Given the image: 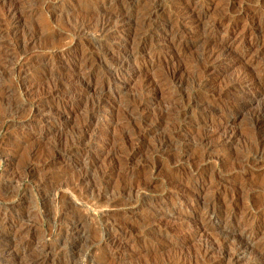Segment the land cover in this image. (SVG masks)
Masks as SVG:
<instances>
[{"label": "rangeland", "instance_id": "rangeland-1", "mask_svg": "<svg viewBox=\"0 0 264 264\" xmlns=\"http://www.w3.org/2000/svg\"><path fill=\"white\" fill-rule=\"evenodd\" d=\"M107 1L108 0H36L27 5L29 11L27 6H24V10L29 13L19 21L21 23L10 21L6 16L7 7L0 4V53L2 52L0 54V57L2 56L0 59V65H2V67H0V230H3L2 232L5 233L8 232L7 234L18 233V239L21 241L23 240V242L27 243L29 246L27 250L28 257L32 255L35 256L38 252H49L50 255L46 259L45 264H68L71 255L74 257V259L72 258L73 261L71 264H177L176 261L178 258V264H201V262L202 264H254L256 256L251 255L250 252L244 254L239 261L233 260V255L238 248L237 243L242 240H248L246 242L252 243L251 245L253 246H256V244L260 246L264 245V199L259 204L261 206L255 209L253 212L254 214L248 215L244 213V210L251 205L250 194H264V157L253 163H250L251 161L249 160L251 155L249 153V146L251 144L250 142L253 141L252 138L254 135L251 131L250 119L254 114H264L263 97H261V100L257 98L255 102L250 103L242 111H229V116H224L222 112L208 114L206 120L209 121V124L211 123L210 121H213V123L209 125V128H205L204 130L207 129L211 131V133H214L226 125L225 127H227L228 131L235 130L238 133L236 135L237 137L235 136L231 142L222 146L218 145L219 142L216 138H213L216 142L214 141L213 143V140L209 142V171L208 169L204 171L202 169H197L203 163L194 162L195 150L193 149L192 151V149L188 147L191 142L190 136H194L195 127L193 123L190 124L189 122L194 120L196 116H200V112L194 108V110L191 109L188 113L189 116L187 115L189 119H191L189 120L187 118V121H184L182 124L183 127L180 130L177 129V131L174 127L179 120L178 112H174V110L166 104L174 94L170 91L160 99H155L153 101L145 87V84H147L145 82L153 79V77L155 80H158L162 75H166L170 73V71L183 69L179 75L182 81H184L183 90L185 91L186 89L185 93L195 96L198 90L200 94L198 95V99L202 96L213 98L214 94L225 88L226 84L232 78H235L246 70H252L253 74L261 79L262 83L260 85V90L264 93V30L257 37L251 35V33H247L251 27L256 28L257 25L264 26V8H261L264 7V1H260L262 2L261 5L257 4L254 6L256 3L252 1L255 0H235V2L234 0H228L233 1L234 6L231 10L225 11L226 3H228L227 0H191L190 7L198 11L203 17V25L201 24L202 26L200 27L205 28V31H207L206 34L201 31V34H197L193 31H191L192 33L186 34L185 38L191 41V45L187 50L179 52L174 48H170L169 44H167H171L174 40L173 37H171L172 35H169V32H167V34L163 36L164 33L162 32L164 31L160 28L158 29L160 32L156 31L154 24L151 23L152 25H148V28L146 27L147 29L145 30L153 34L154 38L152 40L155 44L154 47L156 48V46H158L157 48L161 49L160 54L153 57L151 55L153 46L147 44L148 46L146 45L144 49L139 52L140 54L138 53V55H135L136 57L130 56L128 58L127 62L123 64L125 67L119 65L118 62L116 64V60H114L116 55H125L120 45L125 42H131L133 39L135 40L141 35H144L142 34L144 30L139 29L136 32L138 28L133 27L134 29L132 28L127 31V28L123 26L124 24L120 20L112 21L105 26V29L101 27L104 23V5L106 6ZM162 5L164 9L159 13L160 17L158 16V18H156L157 20L160 19L157 22L173 14V5L172 3L170 4L169 0H163ZM32 10L33 13L31 12ZM182 16L183 14H178L176 16V18L179 17L175 22L176 28L185 30L187 29L186 26L194 24L193 21L189 19L184 20L186 17ZM214 16H216V18ZM213 18L219 19V22L212 30L213 26L212 24L210 25V22L212 23L214 20ZM205 23L206 26L208 25L207 27H204ZM83 25H85L86 28ZM21 31L23 33H21ZM34 32H38L36 37V39H38L36 40L34 38L35 40L33 39V41L30 42L28 37L34 34ZM105 35L109 36L105 37ZM211 36L213 38H211ZM208 37H210L217 46H227L228 51H224L223 53L224 55L228 53L227 55L231 58L229 56L223 58V62L212 69L207 78L205 77L202 79L196 76L192 71L200 66V62L196 60V54L198 55L201 49V45L199 44H202L203 40ZM160 38H163L164 41L159 42L158 40ZM259 45L261 47H259ZM194 47L198 49L197 52ZM3 53L5 55H3ZM193 53H195V55ZM77 55L87 58V63L79 70H77V62L74 60ZM193 55L195 59H191ZM3 56L5 57L3 58ZM109 58L110 60H108ZM135 59L137 60L133 61ZM17 61L21 62L20 66H18V70L12 71L8 69V66L11 65L12 62V64H14ZM94 61L96 63H94ZM45 66L46 68H44ZM19 71H28L30 80L28 78L25 81L22 77H19ZM10 72L12 73L10 74ZM38 72H43V74H39ZM50 72L57 73L58 75L60 73L61 76L63 75L62 82L68 87H63L61 91H57L59 92L58 94H56L57 92L51 94L52 79L48 76ZM190 72L192 75H190ZM81 77H86L90 81L84 85L85 87L75 85L76 83L74 84L76 79ZM197 78L199 80H197ZM71 80L73 82H71ZM17 82H19V85L16 84ZM44 82L46 84H44ZM202 84H204V86ZM233 90L235 93L232 90L228 93L222 101L221 108L227 106L225 109H229L234 105V99L242 94V89L240 88ZM9 92L10 94H8ZM30 102L32 104H30ZM34 103L36 104L34 105ZM122 106L127 107L123 108ZM16 107L18 109H16ZM129 107L130 109H128ZM90 108L93 109V111ZM164 109H168L169 111ZM182 109L183 108H180L179 111H182ZM31 110L34 111L32 112ZM125 110L126 112H124ZM131 110L134 111L132 112ZM137 114H139V116ZM160 115L162 118L168 119H163L161 124L164 121L165 123L162 125L159 124L158 126V118L161 117ZM66 116L69 117L67 118ZM92 118L94 120H92ZM133 121L134 124L132 123ZM228 121L229 125L227 124ZM143 124L147 125L143 126ZM134 125L137 127V130L133 127ZM231 125L233 126L232 128L230 127ZM87 128H91L92 130H88ZM262 128L264 129V122ZM143 129L147 131V135L139 139L138 136L136 137V133ZM83 131L88 136L87 138H89L90 135L97 138L94 137V142L92 141L90 143V147L86 144V140L84 144L83 141H79ZM91 131L93 132L91 133ZM123 133H127L126 135L130 136L128 144L122 143L121 136ZM249 133L252 134L250 135ZM114 134L116 136H114ZM164 136L166 138L174 137L173 142L176 144L172 142V145L175 150L170 148L161 153H157L159 142L165 139ZM111 143L114 144L112 145ZM56 146L58 148L61 147V151L62 148H64L62 151L63 154ZM76 146L77 148H75ZM151 146L154 149L151 148ZM166 152L167 154H165ZM173 152L180 153L177 156L179 160L174 159L172 156ZM171 159H173V161ZM223 159L229 161V166L231 165L230 168L229 166L224 167L222 165L223 162L221 161ZM22 161H24V163ZM244 161L247 163H243ZM152 162H157L158 167H155L156 165ZM194 164H198V167L197 165L194 167ZM236 165L238 166L235 168ZM200 167H202V165ZM109 169L112 170V173ZM153 169L154 172L152 171ZM235 169H239L243 173ZM104 170L106 173H110L106 174ZM91 171L94 174H92V176ZM19 172L20 176L17 175ZM245 176L246 178H244ZM45 177L51 178L54 181L56 180V182L44 184ZM93 179L96 180L93 181ZM75 180L83 181V183L86 184L83 186L87 187L85 189H89L82 191V193H74L71 187H67V184ZM96 181L97 183L95 184ZM62 182L64 184H62ZM93 183L95 185H93ZM176 183L178 184L175 185ZM124 185H126L128 189L127 187L125 188ZM129 187L132 188L130 189ZM62 191H65L64 196L60 195ZM125 191L128 194H126ZM244 191L246 193H244ZM189 192H192V194ZM247 192L251 193L247 194ZM133 194L134 196H132ZM101 195L104 196L102 197ZM96 196H98V198ZM70 198L76 199V204L79 202V204H77L79 211L82 215L85 214L86 218L88 217V222H86L83 227L84 230L82 229L81 234L77 235V239L79 240L76 241L77 246L72 253L63 250L62 245L63 239L66 237L64 228L67 225V222L64 220L63 211ZM208 198L211 200L209 201V218H207V211L203 204ZM213 201L216 203H213ZM84 203L86 206H84ZM216 209L217 211L225 210L231 211L232 213L228 216L221 213L222 216L211 218L212 211H216ZM2 214L5 216L3 217ZM89 219L91 223H89ZM200 220L205 221L201 223ZM222 230L226 233L230 232L231 238V244H229V242L227 246L230 250L227 249L228 252L225 251L223 253L224 255L221 254L219 245L223 240ZM82 234L84 235L82 236ZM41 237L42 239H40ZM45 238L49 239L45 240ZM212 239H215V241H212ZM211 242H214L215 249L209 250L208 254H204L206 244ZM35 245H37L36 248ZM218 245L219 247H217ZM113 247H115V249ZM114 253L116 255H114ZM230 254H232L231 257ZM92 256L94 257L93 259ZM54 259L56 261H54Z\"/></svg>", "mask_w": 264, "mask_h": 264}, {"label": "bare ground", "instance_id": "bare-ground-1", "mask_svg": "<svg viewBox=\"0 0 264 264\" xmlns=\"http://www.w3.org/2000/svg\"><path fill=\"white\" fill-rule=\"evenodd\" d=\"M35 2L36 0H0V4L2 5V6H5V7H7L6 8V16H7V18L10 20V21H13L14 23H18L19 21H21L22 19H23V17L26 15V14H28L27 13V11H25L24 10V6L26 5H28L29 3H31V2ZM38 1V0H37ZM73 1V0H72ZM78 1V0H77ZM85 1V0H84ZM90 1V0H89ZM170 1V4L172 3V5H173V14H171L172 16H169V17H167L166 15V17L167 18H165V19H162L160 22H157L158 20H160V19H156V18H158V16L160 15L159 13L160 12H162L163 11V5H162V2H163V0H108L107 1V4H106V6L104 5V10H103V12L105 13L104 15H103V24L101 25V27H103L104 29H105V26L106 25H108V24H110L112 21H116V20H120L124 25L123 26H125L126 28H127V31H129V30H131L133 27L134 28H138L137 30H136V32L140 29V30H144L143 32H142V34H144V35H141L140 37H138V38H136L135 40L133 39L131 42H125L124 44H122V45H120V48H121V50L123 51V52H125V55H122V56H118V55H116L115 56V59L114 60H116L115 62H116V64H117V62H118V64L119 65H123L125 62H127V60H128V58L130 57V56H135V55H138V53L142 50V49H144V47L147 45V44H150V45H152L153 46V48H152V53H151V55L153 56V57H155V56H158L159 54H160V52H161V49H159V48H157L158 46H156V48L154 47L155 46V44L153 43V34L152 33H150V32H148V30H145V29H147L148 27V25L149 26H151L152 24L151 23H153L154 24V26H155V30L156 31H158V32H160L158 29L160 28L161 30H163L164 32H162V33H164V35L163 36H165L166 34H167V32H169V35L171 34L172 36L171 37H173V41L171 42V44L170 43H167V44H169V47L170 48H174V49H176V50H178L179 52H183V51H185V50H187V48H189V46L191 45V41H188L186 38H185V35L186 34H188V33H192L191 31H193V32H196L197 34L198 33H200V31L201 32H203L204 34H206V32L207 31H205V28H202V27H200V26H202L203 24H202V15L198 12V11H195L194 9H192L191 7H190V1L191 0H169ZM212 1V0H211ZM228 1V0H227ZM252 1V0H251ZM260 1H264V0H255V1H252V2H255L256 4L254 5V6H256L257 4L258 5H261L262 4V2H260ZM76 2V1H75ZM100 2V1H99ZM200 2V1H199ZM234 2H235V0H234ZM42 3V2H41ZM40 3V4H41ZM78 3V2H77ZM80 3V2H79ZM83 3V2H82ZM100 3H102V2H100ZM167 3V2H166ZM193 3V2H192ZM223 3H224V1H223ZM248 3H250V2H248ZM86 4V3H85ZM105 4V3H104ZM254 4V3H253ZM78 5V4H77ZM91 5H92V3H91ZM89 6V5H88ZM102 6V5H101ZM234 6V3H233V1H228V3H226V6H225V11H229V10H231V8ZM4 7V8H5ZM103 7V6H102ZM101 7V8H102ZM167 7V6H166ZM195 7H196V5H195ZM27 8H28V6H27ZM79 8V7H78ZM97 8V7H96ZM200 8V7H199ZM207 8H208V6H207ZM210 8V7H209ZM243 8V7H242ZM261 8H264V7H261ZM26 9V8H25ZM34 9V8H33ZM76 9V8H75ZM84 9H85V7H84ZM234 9V8H233ZM254 9V8H253ZM259 9V8H258ZM27 10V9H26ZM77 10V9H76ZM75 10V11H76ZM83 10V9H82ZM97 10V9H96ZM241 10V9H240ZM243 10V9H242ZM249 10V9H248ZM28 11H29V8H28ZM74 11V12H75ZM94 11V10H93ZM99 11V10H98ZM224 11V10H223ZM246 11V10H245ZM253 11V10H252ZM32 13H33V10L31 11ZM30 12V13H31ZM80 12V11H79ZM82 12V11H81ZM91 12V11H90ZM172 12V11H171ZM240 12V11H239ZM242 12V11H241ZM257 12V11H256ZM76 13V12H75ZM83 13V12H82ZM101 13V12H100ZM202 13V12H201ZM207 13V12H206ZM222 13H224V12H222ZM229 13H232V12H229ZM243 13V12H242ZM253 13V12H252ZM255 13V12H254ZM35 14V13H34ZM84 14V13H83ZM89 14V13H88ZM91 14V13H90ZM103 14V13H102ZM162 14H164V13H162ZM178 14H183V16H185L186 18L184 19V20H187V19H189V20H191V21H193V23L194 24H192L191 26H186L187 27V29H185V30H182V28L181 29H179V28H176L175 27V22H176V19L177 18H179V17H177L176 18V16L178 15ZM31 15V14H30ZM101 15V14H100ZM205 15V14H204ZM229 15V14H228ZM90 16V15H89ZM97 16V15H96ZM182 16V17H183ZM226 16V15H225ZM98 17V16H97ZM160 17V16H159ZM215 18H216V16H214ZM227 17V16H226ZM255 17H256V15H255ZM77 18V17H76ZM82 18V17H81ZM84 18V17H83ZM91 18V17H90ZM71 19V18H70ZM214 19V18H213ZM223 19V18H222ZM250 19V18H249ZM261 19V18H260ZM263 19V18H262ZM94 20V19H93ZM181 20V19H180ZM247 20V19H246ZM256 20H258V19H256ZM1 21V20H0ZM84 21V20H83ZM190 21V22H191ZM204 21V20H203ZM264 21V20H263ZM218 22H219V19H214L213 21H212V23L210 22V25L212 24V30L218 25ZM250 22V21H249ZM3 23V22H2ZM19 23H21V22H19ZM66 23V22H65ZM255 23V22H254ZM257 23H258V21H257ZM13 24V23H12ZM67 24V23H66ZM73 24V23H72ZM202 24V25H201ZM246 24V23H245ZM4 25V24H3ZM68 25V24H67ZM66 25V26H67ZM71 25V24H70ZM74 25V24H73ZM81 25H82V23H81ZM186 25V24H185ZM16 26V25H15ZM84 27H85V25H83ZM95 26V25H94ZM206 26V23H205V25H204V27ZM208 26V25H207ZM206 26V27H207ZM233 26V25H232ZM4 27V26H3ZM36 27V26H35ZM38 27V26H37ZM70 27H73V26H70ZM81 27V26H80ZM147 27V28H146ZM177 27H179V26H177ZM210 27V26H209ZM221 27V26H220ZM44 28H45V26H44ZM86 28V27H85ZM88 28V27H87ZM119 28V27H118ZM125 28V29H126ZM133 28V29H134ZM152 28V27H151ZM200 28V29H199ZM26 29V28H25ZM36 29V28H35ZM38 29H40V28H38ZM91 29V28H90ZM116 29V28H115ZM153 29V28H152ZM220 29V28H219ZM244 29V28H243ZM250 30H248L247 31V33H251V35H253V36H258L260 33H262V31L264 30V26H261V25H257V27L255 28H253V27H251V28H249ZM8 30V29H7ZM79 30V29H78ZM117 30V29H116ZM25 31V30H24ZM26 31H28V30H26ZM32 31V30H31ZM36 31V30H35ZM38 31V30H37ZM75 31H77V30H75ZM124 31V30H123ZM150 31V30H149ZM208 31H209V29H208ZM17 32V31H16ZM20 32V31H19ZM18 32V33H19ZM42 32V31H41ZM83 32V31H82ZM118 32V31H117ZM126 32V31H125ZM153 32V31H152ZM212 32V31H211ZM21 33H23L22 31H21ZM32 33V32H31ZM40 33V32H39ZM72 33V32H71ZM76 33V32H75ZM80 33V32H79ZM101 33V32H100ZM106 33V32H105ZM157 33V32H156ZM264 33V32H263ZM14 34V33H13ZM112 34V33H111ZM126 34V33H125ZM136 34V33H135ZM194 34V33H193ZM197 34H196V36H197ZM201 34V33H200ZM22 35V34H21ZM24 35V34H23ZM37 35H38V32H34V34H32L30 37H28L29 39V41L30 42H32L33 41V39L35 38L36 39V37H37ZM40 35V34H39ZM44 35V34H43ZM45 35H46V33H45ZM78 35V34H77ZM93 35V34H92ZM110 35V34H109ZM108 35V36H109ZM155 35V34H154ZM243 35V34H242ZM17 36H18V34H17ZM49 36V35H48ZM53 36V35H52ZM55 36V35H54ZM91 36V35H90ZM108 36H106L105 35V37H108ZM155 36H157V35H155ZM245 36V35H244ZM79 37V36H78ZM127 37V36H126ZM133 37V36H132ZM170 37V36H169ZM206 37V36H205ZM75 38V37H74ZM159 38V37H158ZM197 38V37H196ZM199 38V37H198ZM211 38H213L212 36H211ZM210 37H208V38H205V40H203V43L202 44H199V45H201V49H200V53L197 55L196 54V60L197 61H199L200 62V66L199 67H197V65H196V67L197 68H195L192 72L194 73V74H196V76H198V77H201L202 79L203 78H207L208 77V75H209V73L211 72V70L212 69H214L218 64H221V62H223V58H227L229 55H227L228 53H226L225 55H224V51H228V48H227V46H224V45H222V46H217V45H215V43H213V40L211 39ZM12 39V38H11ZM34 39V40H35ZM38 39V38H37ZM36 39V40H37ZM45 39V38H44ZM50 39V38H49ZM53 39V38H52ZM80 39V38H79ZM156 39V38H155ZM20 40V39H19ZM171 40V39H170ZM202 40V39H201ZM200 40V41H201ZM242 40V39H241ZM51 41V40H50ZM159 42H163L164 41V39L163 38H160L159 40H158ZM168 41V40H167ZM177 41V42H176ZM20 42H23V41H20ZM166 42V41H165ZM169 42V41H168ZM92 43V42H91ZM193 43V42H192ZM199 43V42H198ZM13 44V43H12ZM33 44V43H32ZM31 44V45H32ZM257 44V43H256ZM263 44V43H262ZM86 45V44H85ZM84 45V46H85ZM94 45V44H93ZM111 45V44H110ZM109 45V46H110ZM119 45V44H118ZM166 45V44H165ZM23 46V45H22ZM148 46V45H147ZM163 46V45H162ZM24 47V46H23ZM112 47V46H111ZM116 47V46H115ZM114 47V48H115ZM259 47H261L260 45H259ZM25 48V47H24ZM84 48V47H83ZM92 48V47H91ZM104 48H105V46H104ZM117 48V47H116ZM166 48V47H165ZM164 48V49H165ZM192 48V47H191ZM196 48H197V46H196ZM2 49V48H1ZM85 49V48H84ZM94 49H95V47H94ZM193 49V48H192ZM194 49H195V47H194ZM30 50V49H29ZM115 50V49H114ZM117 50V49H116ZM120 50V51H121ZM197 50L198 49H195V51L197 52ZM2 51V50H1ZM75 51V50H74ZM80 51H82V50H80ZM93 51V50H92ZM107 51V50H106ZM110 51H112V50H110ZM172 51H174V50H172ZM57 52V51H56ZM67 52V51H66ZM84 52V51H83ZM94 52H96V51H94ZM2 53V52H1ZM0 53V54H1ZM28 53V52H27ZM50 53V52H49ZM77 53V52H76ZM86 53V52H85ZM88 53V52H87ZM117 53V52H116ZM119 53V52H118ZM178 53V52H177ZM70 54V53H69ZM81 54V53H80ZM100 54V53H99ZM124 54V53H123ZM140 54V53H139ZM194 55H195V53H193ZM231 54V53H230ZM3 55H5L4 53H3ZM91 55V54H90ZM101 55V54H100ZM148 55H150V54H148ZM193 55V58H191V59H195L194 56ZM89 56V55H88ZM103 56V55H102ZM126 56H128V57H126ZM2 57V56H1ZM1 57H0V59H1ZM5 56H3V58H4ZM22 57V56H21ZM87 57V56H86ZM94 57V56H93ZM136 57V56H135ZM139 57V56H138ZM230 57V56H229ZM9 58V57H8ZM95 58H97V57H95ZM157 58V57H156ZM155 58V59H156ZM231 58V57H230ZM94 59V58H93ZM134 59V58H133ZM141 59V58H140ZM7 60V59H6ZM11 60V59H10ZM73 60V59H72ZM74 60H76V62H77V64H76V66H77V70H79L80 68H82L86 63H87V58H85L84 56L82 57L81 55L80 56H75V58H74ZM108 60H110V58L108 59ZM113 60V59H112ZM137 59H135V60H133V61H136ZM150 60V59H149ZM154 60V59H153ZM2 61V60H1ZM5 61V60H4ZM23 61V60H22ZM46 61V60H45ZM195 61V60H194ZM40 62V61H39ZM43 62V61H42ZM74 62V61H73ZM100 62V61H99ZM113 62V61H112ZM129 62V61H128ZM190 62V61H189ZM11 63V62H10ZM13 63V62H12ZM11 63V65H9L8 66V69H10V70H12V71H16V70H18V66H20V63L21 62H19V61H17L16 63H14V64H12ZM94 63H96L95 61H94ZM2 64H6V63H2ZM48 64V63H47ZM103 64V63H102ZM104 64H108V63H104ZM110 64V63H109ZM22 65V64H21ZM38 65V64H37ZM73 66V65H72ZM93 66V65H92ZM124 66V65H123ZM127 66V65H126ZM152 66V65H151ZM150 66V67H151ZM220 66V65H219ZM0 67H2V65H0ZM3 67H5V66H3ZM6 67H7V65H6ZM5 67V68H6ZM43 67V66H42ZM75 67V66H74ZM90 67V66H89ZM109 67V66H108ZM125 67V66H124ZM186 67V66H185ZM189 67H190V65H189ZM33 68H35V67H33ZM44 68H46V66L44 67ZM188 68V67H187ZM43 69V68H42ZM42 69H41V71H42ZM73 69V68H72ZM84 69V68H83ZM88 69V68H87ZM119 69V68H118ZM151 69V68H150ZM192 69V68H191ZM249 69V68H248ZM4 70V69H3ZM7 70V69H6ZM34 70V69H33ZM47 70H49V69H47ZM60 70V69H59ZM183 70V69H182ZM181 69H178L177 71H170V73H168V74H166V75H162V77L161 78H159L158 80H155L154 79V77H153V79H151V80H149L148 82L146 81L145 83H147V84H145L146 86V88H147V91H148V93L151 95V97L150 98H152V100L154 101L155 99H160L161 97H163L164 95H166L168 92H170V91H172V93L174 94V96L173 97H171L170 98V101H168L166 104H167V106L168 107H170L172 110H174V112L176 111V112H178V118H179V120H178V122H177V124H176V126L174 127V129H178V130H180L183 126H182V124L184 123V121H187L186 119L188 118L189 119V115H188V113H189V111L191 110V109H196V110H198L199 112H200V116H196V118H194V120H192V121H190L189 123L191 124V123H193L194 124V136L193 137H191L190 136V138H191V142H190V144L188 145V147H189V149H192V151H193V149L195 150V158H194V162H196V163H203V164H201L202 165V167H198V164H194L193 166L195 167V165H197V169L198 170H200V169H202V170H204V171H206L207 169H208V171H209V142L210 141H212L213 140V138H216L217 139V141L219 142V144L218 145H225V144H227L228 142H231L234 138H235V136L237 135V131H235V130H232V131H228L227 130V127H225L226 125H224V127H222L221 129H219V130H217L216 132H214V133H211V131H208L207 129V131L206 130H204L205 128H209V125H211V123H213V121H210L211 123L209 124V121H207L206 120V117L208 116V114L209 113H217V112H222V113H224V116H229L228 114H229V111H242L246 106H248L250 103H253V102H255L256 100H257V98H259V100H261V97H263L262 98V100H264V93L263 92H261V90H260V85H261V79H259L258 77H256L255 76V74H253V72H252V70L250 71V70H246V71H244L243 73H240V75H238V76H236L235 78H232L227 84H226V86H225V88H223V89H221L218 93H216V94H214V97L213 98H208V97H199V99H198V95H200L199 94V91L197 90L196 91V94H195V96L193 95V94H187V93H185V91H186V89H185V91L183 90V87H184V81H182V79H181V77H180V72L182 71ZM189 70V69H188ZM36 71V70H35ZM51 71V70H50ZM67 71V70H66ZM263 71V70H262ZM47 72V71H46ZM57 72V71H56ZM106 72V71H105ZM12 72H10V74H11ZM35 73H37V72H35ZM39 73V72H38ZM41 74H43V72H40ZM39 73V74H40ZM79 73V72H78ZM110 73V72H109ZM191 73V72H190ZM9 74V75H10ZM14 74V73H13ZM12 74V75H13ZM16 74V73H15ZM76 74V73H75ZM81 74H82V70H81ZM111 74V73H110ZM124 74V73H123ZM188 74V73H187ZM4 75V74H3ZM2 75V76H3ZM8 75V76H9ZM28 75H29V72L27 71V72H18V76L19 77H22L25 81H26V79H28L29 77H28ZM73 75V74H72ZM107 75V74H106ZM190 75H192V73L190 74ZM1 76V77H2ZM48 76L52 79V91H51V94H53V93H55V92H57V91H61L62 90V88L63 87H65V88H67L68 86H65L64 84H63V82H62V77H63V75L61 76L60 75V73H59V75L57 74V73H54V72H50L49 74H48ZM67 76V75H66ZM75 76V75H74ZM114 76H116V75H114ZM182 76V75H181ZM16 77V76H15ZM34 77V76H33ZM47 77V76H46ZM71 77H73V76H71ZM78 77V76H77ZM124 77H125V75H124ZM138 77V76H137ZM189 77V76H188ZM44 78H45V76H44ZM49 78V79H50ZM66 78V77H65ZM69 78V77H68ZM74 78V77H73ZM109 78V77H108ZM127 78V77H126ZM193 78V77H192ZM42 79V78H41ZM71 79V78H70ZM112 79V78H111ZM150 79V78H149ZM29 80H30V78H29ZM38 80V79H37ZM64 80V79H63ZM73 80V79H72ZM71 80V82H73ZM147 80V79H146ZM188 80H190V79H188ZM197 80H199L198 78H197ZM18 81V80H17ZM88 78H84V77H81V78H78V79H76V81L74 82V84L75 85H78V86H84V85H86L87 83H88ZM124 81V80H123ZM90 82V81H89ZM110 82V81H109ZM121 82V81H120ZM186 82V81H185ZM200 82V81H199ZM198 82V83H199ZM203 82V81H202ZM19 82H17L16 84H18ZM24 83H26V82H24ZM40 83V82H39ZM65 83V82H64ZM67 83V82H66ZM197 83V82H196ZM44 84H46L45 82H44ZM19 85V84H18ZM69 85V84H68ZM123 85V84H122ZM186 85V84H185ZM188 85V84H187ZM200 85V84H199ZM203 86H204V84H202ZM225 85V84H224ZM2 86V85H1ZM44 86V85H43ZM47 86V85H46ZM107 86V85H106ZM110 86V85H109ZM7 87V86H6ZM13 87V86H12ZM23 87H25V86H23ZM74 87V86H73ZM85 87V86H84ZM210 87V86H209ZM15 88V87H14ZM17 88V87H16ZM22 88V87H21ZM215 88V87H214ZM237 88H240V89H242L241 90V92H242V94L238 97L237 96V98H235L234 99V97H233V99H234V102H233V106L232 107H230L229 109L227 108V109H225L224 107L223 108H221V105H222V101L225 99V97L228 95V93L232 90V91H234L233 89H237ZM9 89V88H8ZM18 89H19V87H18ZM23 89V88H22ZM47 89V88H46ZM69 89V88H68ZM78 89V88H77ZM103 89V88H102ZM110 89V88H109ZM198 89V88H197ZM3 90V89H2ZM24 90H26V89H24ZM41 90V89H40ZM112 90V89H111ZM146 90V89H145ZM193 90H195V89H193ZM205 90V89H204ZM208 90V89H207ZM1 91V90H0ZM10 91V90H9ZM18 91V90H17ZM65 91H66V89H65ZM64 91V92H65ZM202 91V90H201ZM19 92V91H18ZM106 92H108V91H106ZM145 92V91H144ZM215 92V91H214ZM14 93V92H13ZM22 93V92H21ZM46 93H47V90H46ZM45 93V94H46ZM59 92H57L56 94H58ZM61 93V92H60ZM234 93H235V91H234ZM4 94V93H3ZM6 94V93H5ZM8 94H10V92L8 93ZM29 94V93H28ZM55 94V95H56ZM109 94V93H108ZM171 94V93H170ZM172 94V95H173ZM49 95V94H48ZM54 95V96H55ZM110 95V94H109ZM29 96V95H28ZM58 96V95H57ZM168 96H169V94H168ZM235 96V95H234ZM7 97V96H6ZM9 97V96H8ZM231 97V96H230ZM236 97V96H235ZM13 98V97H12ZM15 98V97H14ZM131 98V97H130ZM144 98H146V97H144ZM7 99V98H6ZM51 99H53V98H51ZM102 99V98H101ZM163 99V98H162ZM5 100V99H4ZM11 100V99H10ZM127 100V99H126ZM1 101H2V98H1ZM12 101V100H11ZM97 101V100H96ZM100 101V100H99ZM105 101V100H104ZM140 101V100H139ZM144 101V100H143ZM232 101V100H231ZM6 102H7V100H6ZM134 102V101H133ZM146 102H147V100H146ZM8 103V102H7ZM14 103V102H13ZM12 103V104H13ZM100 103V102H99ZM136 103V102H135ZM163 103V102H162ZM164 103H165V101H164ZM263 103V102H262ZM17 104V103H16ZM19 104V103H18ZM30 104H32L31 102H30ZM36 103H34V105H35ZM101 104V103H100ZM131 104V103H130ZM257 104V103H256ZM14 105V104H13ZM77 105V104H76ZM139 105V104H138ZM24 106V105H23ZM22 106V107H23ZM32 106V105H31ZM30 106V107H31ZM99 106V105H98ZM140 106V105H139ZM231 106V105H230ZM21 107V106H20ZM27 107V106H26ZM35 107V106H34ZM77 107V106H76ZM88 107V106H87ZM95 107V106H94ZM123 107V106H122ZM124 107H127V106H124ZM123 107V108H124ZM137 107V106H136ZM165 107V106H164ZM260 107V106H259ZM25 108V107H24ZM32 108V107H31ZM98 108V107H97ZM104 108V107H103ZM139 108V107H138ZM142 108V107H141ZM180 108H183L182 109V111H179L180 110ZM13 109H14V107H13ZM16 109H18L17 107H16ZM15 109V110H16ZM20 109V108H19ZM91 109V108H90ZM96 109V108H95ZM102 109V108H101ZM128 109H130V107L128 108ZM145 109V108H144ZM193 109V110H194ZM92 111H93V109H91ZM122 110V109H121ZM164 110H168V109H164ZM262 110V109H261ZM9 111V110H8ZM17 111V110H16ZM19 111V110H18ZM21 111H22V109H21ZM32 111V110H31ZM34 111V110H33ZM32 111V112H33ZM52 111V110H51ZM96 111H97V109H96ZM132 111V110H131ZM134 111V110H133ZM132 111V112H133ZM139 111V110H138ZM158 111V110H157ZM169 111V110H168ZM167 111V112H168ZM258 111V110H257ZM263 111H264V109H263ZM58 112V111H57ZM89 112V111H88ZM124 112H126V110L124 111ZM166 112V113H167ZM262 112V111H261ZM7 113V112H6ZM8 113H10V112H8ZM21 113H23V112H21ZM92 113V112H91ZM129 113H130V111H129ZM15 114V113H14ZM61 114V113H60ZM100 114V113H99ZM123 114V113H122ZM160 114V113H159ZM169 114H172V113H169ZM168 114V115H169ZM8 115V114H7ZM90 115V114H89ZM138 116H139V114H137ZM141 115V114H140ZM149 115V114H148ZM163 115V114H162ZM173 115V114H172ZM171 115V116H172ZM188 115V116H187ZM199 115V114H198ZM15 116V115H14ZM40 116V115H39ZM42 116H44V115H42ZM41 116V117H42ZM63 116V115H62ZM122 116V115H121ZM126 116H127V113H126ZM133 116V115H132ZM159 116V115H158ZM161 116V115H160ZM164 116V115H163ZM263 116H264V114L262 115V114H254V115H252V118L250 119V122H251V131L254 133V135H253V141L252 142H250L251 144H250V146H249V153L251 154L250 155V158H249V160L251 161L250 163H253V162H256V161H258L259 159H261V158H263L264 157V129L262 128V124H263V122H264V120H263ZM16 117V116H15ZM67 118L69 117V116H66ZM128 117V116H127ZM149 117V116H148ZM157 117V116H156ZM166 117V116H165ZM251 117V116H250ZM1 118V117H0ZM46 118V117H45ZM86 118V117H85ZM142 118V117H141ZM146 118V117H145ZM154 118V117H153ZM209 118V117H208ZM211 118V117H210ZM15 119V118H14ZM31 119V118H30ZM59 119V118H58ZM126 119V118H125ZM131 119H132V117H131ZM140 119V118H139ZM144 119V118H143ZM148 119V118H147ZM150 119V118H149ZM163 119L164 118H162V116L161 117H159L158 118V126H159V124H161V122L163 121ZM165 119H168V118H165ZM164 119V120H165ZM171 119V118H170ZM191 119V118H190ZM189 119V120H190ZM2 120V119H1ZM9 120V119H8ZM7 120V121H8ZM64 120V119H63ZM67 120V119H66ZM92 120H94L93 118H92ZM141 120V119H140ZM145 120V119H144ZM156 120V119H155ZM154 120V121H155ZM188 120V121H189ZM214 120V119H213ZM248 120V119H247ZM10 121H11V119H10ZM14 121V120H13ZM17 121V120H16ZM100 121V120H99ZM147 121H149V120H147ZM153 121V120H152ZM249 121V120H248ZM18 122V121H17ZM140 122V121H139ZM142 122V121H141ZM146 122V121H145ZM156 122V121H155ZM7 123H9V122H7ZM11 123V122H10ZM32 123V122H31ZM133 124H134V121L132 122ZM163 123H165V121L163 122ZM162 123V124H163ZM231 123V122H230ZM6 124V123H5ZM4 124V125H5ZM60 124V123H59ZM97 124V123H96ZM129 124V123H128ZM150 124H152V123H150ZM161 124V125H162ZM215 124V123H214ZM227 124L229 125V121L227 122ZM3 125V126H4ZM83 125V124H82ZM86 125V124H85ZM88 125V124H87ZM90 125V124H89ZM126 125V124H125ZM144 125H147V124H143V126ZM156 125V126H157ZM233 125V124H232ZM230 126L231 128L233 127V126ZM129 126V125H128ZM171 126V125H170ZM174 126V125H173ZM189 126H191V125H189ZM94 127V126H93ZM121 127V126H120ZM124 127H126V126H124ZM133 127H135V125L133 126ZM146 127V126H145ZM217 127V126H216ZM219 127V126H218ZM229 127V126H228ZM13 128V127H12ZM82 128V127H81ZM96 128V127H95ZM117 128V127H116ZM123 128V127H122ZM136 128V130H137V127H135ZM144 128V127H143ZM152 128V127H151ZM166 128V127H165ZM186 128V127H185ZM210 128H211V126H210ZM88 130H90L89 128H87ZM99 129V128H98ZM187 129V128H186ZM189 129V128H188ZM190 129H192V128H190ZM80 130V129H79ZM92 130V129H91ZM94 130V129H93ZM153 130V129H152ZM165 130V129H164ZM177 130V131H178ZM250 130V129H249ZM95 131V130H94ZM139 131V130H138ZM190 131V130H189ZM79 132V131H78ZM90 132V131H89ZM93 131H91V133H92ZM147 131L145 130V129H143L142 131H140V132H137L136 133V137L138 136L139 137V139H141L142 137H144L145 135H147V133H146ZM80 133V132H79ZM175 133V132H174ZM182 133V132H181ZM185 133V132H184ZM88 134V133H87ZM95 134V133H94ZM113 134V133H112ZM127 134V133H126ZM125 133H123L122 134V136H121V140H122V143L123 144H128V142H129V140H130V136L129 135H126ZM130 134V133H129ZM188 134V133H187ZM250 134V133H249ZM252 134V133H251ZM250 134V135H251ZM118 135V134H117ZM135 135V134H134ZM174 135V134H173ZM96 136H98V135H96ZM114 136H116L115 134H114ZM179 136V135H178ZM88 136L85 134V132L83 131L82 132V135L80 136V138H79V141L81 142V141H83V144H84V141L86 140V144L90 147L91 145H90V143L94 140V137L95 136H92V135H90V137L89 138H87ZM118 137V136H117ZM116 137V138H117ZM165 137V136H164ZM180 137V136H179ZM237 137V136H236ZM76 138V137H75ZM96 138V137H95ZM115 138V137H114ZM135 138V137H134ZM174 138V137H173ZM173 138H166L165 137V139H163L161 142H159L160 144H159V146H158V148H157V153H161V152H163V151H166L167 149H174V146L172 145V142H173ZM176 138V137H175ZM250 138V137H249ZM97 139V138H96ZM95 139V140H96ZM118 139V138H117ZM138 139V138H137ZM137 139H135V140H137ZM139 139H138V141H139ZM145 140V139H144ZM143 140V141H144ZM78 141V142H79ZM181 141V140H180ZM214 141L215 140H213V143H214ZM79 142V143H80ZM94 142V141H93ZM141 142V141H140ZM216 142V141H215ZM59 143V142H58ZM73 143V142H72ZM71 143V144H72ZM131 143V142H130ZM138 143V142H137ZM143 143V142H142ZM174 143V142H173ZM112 144V143H111ZM114 144V143H113ZM112 144V145H113ZM122 144V145H123ZM132 144V143H131ZM157 144H158V142H157ZM174 144H176V143H174ZM217 144V143H216ZM61 145V144H60ZM74 145H75V143H74ZM82 145V144H81ZM80 145V146H81ZM130 145V144H129ZM182 145V144H181ZM249 145V144H248ZM62 146V145H61ZM73 146V145H72ZM184 146V145H183ZM57 147V146H56ZM79 147V146H78ZM93 147H94V145H93ZM129 147V146H128ZM187 147V146H186ZM217 147H219V146H217ZM58 148V147H57ZM56 148V149H57ZM61 148V147H60ZM60 148H58L59 150H60ZM75 148H77V146L75 147ZM151 148H153L152 146H151ZM57 149V150H58ZM67 149H68V147H67ZM73 149V148H72ZM85 149H87V148H85ZM136 149V148H135ZM154 149V148H153ZM188 149V148H187ZM216 149V148H215ZM214 149V150H215ZM228 149V148H227ZM55 150V149H54ZM53 150V151H54ZM56 150V151H57ZM64 150V148H62V151ZM136 150H138V149H136ZM175 150V149H174ZM221 150V149H220ZM61 151V150H60ZM61 151V152H62ZM76 151V150H75ZM139 151V150H138ZM169 151H171V150H169ZM173 151V150H172ZM181 151V150H180ZM185 151V150H184ZM191 151V150H190ZM189 151V152H190ZM211 151V150H210ZM217 151V150H216ZM6 152V151H5ZM4 152V153H5ZM33 152V151H32ZM67 152V151H66ZM82 152H83V150H82ZM92 152V151H91ZM7 153V152H6ZM13 153V152H12ZM29 153V152H28ZM33 153H35V152H33ZM69 153V152H68ZM76 153V152H75ZM74 153V154H75ZM188 153V152H187ZM193 153V152H192ZM193 153V154H194ZM1 154V153H0ZM56 154H57V152H56ZM62 154H63V152H62ZM86 154V153H85ZM91 154V153H90ZM165 154H167V152L165 153ZM180 154V153H179ZM178 153H175V152H173V154H172V156L174 157V159H178L179 160V158H177V156L179 155ZM191 154V153H190ZM3 155V154H2ZM1 155V156H2ZM30 155H32V154H30ZM48 155H49V153H48ZM53 155V154H52ZM58 155V154H57ZM71 155H73V154H71ZM156 155V154H155ZM162 155V154H161ZM242 155V154H241ZM54 156V155H53ZM63 156V155H62ZM171 156V155H170ZM171 156V157H172ZM189 156V155H188ZM188 156H186V157H188ZM211 156V155H210ZM243 156V155H242ZM6 157V156H5ZM51 157V156H50ZM59 157V156H58ZM88 157V156H87ZM154 157V156H153ZM181 157V156H180ZM186 157H185V159H186ZM190 157V156H189ZM212 157V156H211ZM225 157V156H224ZM3 158V157H2ZM9 158H12V157H9ZM27 158V157H26ZM31 158V157H30ZM33 158V157H32ZM53 158V157H52ZM93 158H95V157H93ZM92 158V159H93ZM167 158H168V156H167ZM191 158V157H190ZM213 158V157H212ZM211 158V160L213 161V159ZM222 158V157H221ZM244 158V157H243ZM64 159V158H63ZM85 159V158H84ZM170 159V158H169ZM192 159V158H191ZM190 159V160H191ZM216 159V158H215ZM219 159H220V157H219ZM237 159H240V158H237ZM96 160V159H95ZM157 160H158V158H157ZM172 161H173V159H171ZM178 160H177V162H178ZM188 160V159H187ZM26 161V160H25ZM34 161V160H33ZM85 161V160H84ZM192 161V162H193ZM215 161V160H214ZM228 160H222L221 162H223L222 163V165L224 166V167H226V166H229V161L227 162ZM237 161V160H236ZM0 162H1V160H0ZM23 163H24V161H22ZM86 162H87V160H86ZM85 162V163H86ZM89 162H91V161H89ZM149 162V161H148ZM181 162V161H180ZM246 161H244L243 163H245ZM29 163V162H28ZM49 163V162H48ZM98 163V162H97ZM147 163V162H146ZM151 163V162H150ZM149 163V164H150ZM153 163V162H152ZM231 163H233V162H231ZM236 163V162H235ZM241 163V162H240ZM242 163V164H243ZM247 163V162H246ZM245 163V164H246ZM26 164V163H25ZM35 164V163H34ZM153 164H155L156 166L155 167H158V164H157V162H155V163H153ZM179 164V163H178ZM177 164V165H178ZM217 164H218V162H217ZM238 164V163H237ZM256 164V163H255ZM27 165V164H26ZM45 165V164H44ZM91 165V164H90ZM94 165V164H93ZM235 165V164H234ZM248 165V164H247ZM25 166V165H24ZM85 166H86V164H85ZM151 166H152V164H151ZM171 166V165H170ZM180 166V165H179ZM231 166V165H230ZM230 166H229V168H230ZM238 165H236L235 166V168L237 167ZM249 166V165H248ZM255 166V165H254ZM91 167V166H90ZM113 167V166H112ZM161 167H162V165H161ZM192 167V166H191ZM193 167V168H194ZM218 167V166H217ZM256 167V166H255ZM22 168V167H21ZM94 168V167H93ZM152 168V167H151ZM160 168V167H159ZM232 168V167H231ZM247 168V167H246ZM251 168V167H250ZM144 169V168H143ZM181 169V168H180ZM192 169V168H191ZM195 169V168H194ZM228 169V168H227ZM234 169V168H233ZM240 169V168H239ZM238 169V170H239ZM26 170V169H25ZM109 170H111V169H109ZM169 170V169H168ZM182 170V169H181ZM196 170V169H195ZM231 170V169H230ZM229 170V171H230ZM235 170H237V169H235ZM237 170V171H238ZM9 171H10V169H9ZM105 171V170H104ZM153 172H154V169L152 170ZM187 171H188V169H187ZM197 171V170H196ZM219 171V170H218ZM240 171V170H239ZM250 171V170H249ZM23 172V171H22ZM25 172V171H24ZM92 172V171H91ZM115 172V171H114ZM182 172V171H181ZM190 172V171H189ZM195 172V171H194ZM240 172H242V171H240ZM84 173V172H83ZM102 173V172H101ZM105 173H106V171H105ZM108 173H110V172H108ZM108 173H106V174H108ZM111 173H112V170H111ZM178 173V172H177ZM183 173V172H182ZM185 173V172H184ZM203 173V172H202ZM243 173V172H242ZM250 173V172H249ZM92 174H93V172L91 173V176H92ZM191 174V173H190ZM17 175H19L20 176V172H19V174H17ZM78 175H80V174H78ZM94 175V174H93ZM97 175V174H96ZM103 175H104V173H103ZM111 175V174H110ZM175 175V174H174ZM185 175V174H184ZM209 175V174H208ZM223 175V174H222ZM234 175V174H233ZM239 175V174H238ZM7 176V175H6ZM48 176V175H47ZM51 176V175H50ZM77 176V175H76ZM88 176H90V175H88ZM90 176V177H91ZM178 176H179V174H178ZM220 176V175H219ZM236 176V175H235ZM75 177V176H74ZM109 177V176H108ZM186 177H187V175H186ZM191 177V176H190ZM10 178V177H9ZM23 178V177H22ZM29 178V177H28ZM46 178V177H45ZM63 178V177H62ZM84 178V177H83ZM105 178V177H104ZM178 178V177H177ZM176 178V179H177ZM244 178H246V176L244 177ZM42 179H43V177H42ZM57 179H59V178H57ZM67 179V178H66ZM79 179H80V177H79ZM175 179V180H176ZM179 179V178H178ZM236 179V178H235ZM7 180V179H6ZM12 180V179H11ZM14 180H15V178H14ZM39 180V179H38ZM45 180V182H44V184H52V183H54V182H56V180L54 181V180H52L51 178H46V179H44ZM83 180H86V179H83ZM94 180H96V179H93V181ZM18 181H20V180H18ZM65 181V180H64ZM92 181V180H91ZM99 181V180H98ZM101 181V180H100ZM204 181V180H203ZM229 181V180H228ZM247 181V180H246ZM252 181V180H251ZM43 182V181H42ZM176 182V181H175ZM191 182H192V179H191ZM205 182V181H204ZM208 182V181H207ZM220 182V181H219ZM237 182V181H236ZM243 182V181H242ZM241 182V183H242ZM5 183V182H4ZM18 183V182H17ZM87 183V182H86ZM97 183V181L95 182V184ZM200 183V182H199ZM43 184V183H42ZM41 184V185H42ZM62 184H64L63 182H62ZM85 183H83V181H81V180H75L74 182H69L68 184H67V187H71V189L73 190V192L75 193H78V192H80V193H82V191H84V190H88V189H85V188H87L86 186L84 187L83 185H84ZM94 183H93V185H95ZM178 183H176L175 185H177ZM193 184V183H192ZM243 184V183H242ZM252 184V183H251ZM86 185V184H85ZM123 185V184H122ZM132 185V184H131ZM240 185V184H239ZM12 186V185H11ZM49 186V185H48ZM84 187V189H83V187ZM125 186V188L127 187L126 185H124ZM194 186V185H193ZM89 187V186H88ZM91 187V186H90ZM94 187V186H93ZM122 187V186H121ZM199 187V186H198ZM201 187V186H200ZM62 188V187H61ZM92 188V187H91ZM90 188V189H91ZM96 188V187H95ZM130 189L132 188V187H129ZM135 188V187H134ZM187 188V187H186ZM243 188V187H242ZM256 188V187H255ZM60 189V188H59ZM59 189H58V191H59ZM127 189H128V187H127ZM126 189V190H127ZM96 190V189H95ZM94 190V191H95ZM103 190V189H102ZM101 190V191H102ZM106 190V189H105ZM119 190V189H118ZM68 191V190H67ZM100 191V190H99ZM104 191V190H103ZM120 191V190H119ZM240 191V190H239ZM69 192V191H68ZM90 192H92V191H90ZM98 192V191H97ZM123 192H124V189H123ZM138 192V191H137ZM188 192V191H187ZM45 193V192H44ZM47 193V192H46ZM52 193H53V191H52ZM105 193V192H104ZM125 193L126 194H128L126 191H125ZM133 193H134V191H133ZM190 193V192H189ZM241 193V192H240ZM244 193H246L245 191H244ZM249 192H247V194H248ZM251 193V192H250ZM249 193V194H250ZM56 194H58V193H56ZM70 194H71V192H70ZM85 194V193H84ZM100 194H101V192H100ZM125 194V195H126ZM136 194V193H135ZM190 194H192V192L190 193ZM259 194V193H258ZM258 194H250V200H251V205L250 206H248L247 208H246V210H244V213H247L248 215L249 214H254L253 212L255 211V209L258 207L259 208V206H261V205H259L260 204V202L264 199V197H263V195H258ZM11 195V194H10ZM15 195V194H14ZM53 195V194H52ZM60 195L61 196H64L65 195V191L63 192H61L60 193ZM67 195H68V193H67ZM105 195V194H104ZM103 195V196H104ZM107 195V194H106ZM138 195V194H137ZM136 195V196H137ZM188 195V194H187ZM241 195V194H240ZM239 195V196H240ZM48 196V195H47ZM55 196H57V195H55ZM102 196V195H101ZM102 196V197H103ZM132 196H134V194L132 195ZM135 196V197H136ZM189 196V195H188ZM195 196V195H194ZM11 197V196H10ZM19 197V196H18ZM45 197V196H44ZM51 197V196H50ZM97 198H98V196H96ZM196 197V196H195ZM198 197V196H197ZM229 197V196H228ZM249 197V196H248ZM41 198H43V197H41ZM118 198V197H117ZM130 198H132V197H130ZM134 198V197H133ZM213 198V197H212ZM237 198V197H236ZM6 199V198H5ZM52 199V198H51ZM67 199H68V197H67ZM103 199V198H102ZM143 199V198H142ZM141 199V200H142ZM214 199V198H213ZM14 200V199H13ZM42 200V199H41ZM79 200V199H78ZM99 200V199H98ZM125 200V199H124ZM127 200V199H126ZM134 200V199H133ZM249 200V199H248ZM47 201H48V199H47ZM46 201V202H47ZM75 201H77L76 199L74 200V199H71L70 198V200H69V202L67 203V206H66V208L64 209V213H63V215H64V220H65V222H67V225L65 226V228H64V232H65V234H66V237H65V239H63L64 241H63V250H66L67 252H69V253H72V252H74L75 251V248H76V246H77V244H76V241H78L79 239H77V235H79V234H81V230L83 229V227H84V225L86 224V222H88V220H87V218L85 217L86 215L84 214V215H82L81 214V212L79 211V209H78V206H77V204H79V202L76 204V202ZM86 201H88V200H86ZM92 201H94V200H92ZM202 201H204V200H202ZM209 201H211V200H209V198L207 199V200H205V202L203 203L204 204V207L206 208V211H207V218H209ZM6 202V201H5ZM12 202V201H11ZM49 202H50V200H49ZM97 202V201H96ZM115 202V201H114ZM119 202V201H118ZM58 203V202H57ZM83 203V202H82ZM89 203V202H88ZM202 203V202H201ZM213 203H216V202H214L213 201ZM247 203V202H246ZM5 204V203H4ZM23 204V203H22ZM202 204V205H203ZM6 205V204H5ZM43 205V204H42ZM57 205V204H56ZM91 205V204H90ZM263 205V204H262ZM84 206H86L85 205V203H84ZM89 206V205H88ZM215 206V205H214ZM234 206V205H233ZM7 207V206H6ZM42 207V206H41ZM47 207V206H46ZM242 207V206H241ZM244 207V206H243ZM88 208V207H87ZM235 208V207H234ZM51 209V208H50ZM236 209V208H235ZM261 209V208H260ZM1 210V209H0ZM6 210V209H5ZM10 210H12V209H10ZM43 210V209H42ZM56 210H58V209H56ZM259 210V209H258ZM262 210V209H261ZM233 211V210H232ZM238 211V210H237ZM49 212V211H48ZM51 212V211H50ZM258 212V211H257ZM4 213V212H3ZM58 213V212H57ZM83 213H84V211H83ZM205 213V212H204ZM221 213H224V214H226L227 216L228 215H231V211H225V210H220V211H217V209H216V211L215 210H213L212 211V213H211V218H213V217H216V216H220L221 215ZM256 213V212H255ZM5 214V213H4ZM62 214V213H61ZM169 214V213H168ZM235 214V213H234ZM243 214V213H242ZM262 214V213H261ZM6 215V214H5ZM4 215V216H5ZM57 215V214H56ZM162 215H164V214H162ZM225 215V216H226ZM244 215V214H243ZM258 215V214H257ZM264 215V214H263ZM2 216H3V214H2ZM3 216V217H4ZM48 216H49V214H48ZM165 216V215H164ZM167 216V215H166ZM169 216V215H168ZM222 216V215H221ZM224 216V215H223ZM171 217V216H170ZM12 218V217H11ZM19 218V217H18ZM50 218H51V216H50ZM189 218V217H188ZM187 218V219H188ZM197 218V217H196ZM201 218V217H200ZM261 218V217H260ZM21 219V218H20ZM157 219H159V218H157ZM186 219V220H187ZM231 219V218H230ZM47 220V219H46ZM90 220V219H89ZM189 220V219H188ZM192 220V219H191ZM11 221V220H10ZM9 221V222H10ZM158 221V220H157ZM205 221V220H204ZM204 221H201L200 220V222L202 223V222H204ZM4 222V221H3ZM29 222V221H28ZM56 222V221H55ZM198 222V221H197ZM18 223V222H17ZM89 223H91V220H90V222ZM263 223V222H262ZM56 224V223H55ZM54 224V225H55ZM62 224V223H61ZM60 224V225H61ZM151 224V223H150ZM207 224V223H206ZM19 225V224H18ZM64 225V224H63ZM200 225V224H199ZM24 226V225H23ZM140 227H143L142 225H139ZM151 226V225H150ZM91 227V226H90ZM130 227V226H129ZM131 228V227H130ZM212 228V227H211ZM18 229V228H17ZM138 229H139V227H138ZM232 229V228H231ZM84 230V229H83ZM110 230V229H109ZM132 230V229H131ZM136 230H137V228H136ZM176 230V229H175ZM202 230V229H201ZM3 231V230H2ZM1 230H0V264H45V262H46V259L48 258V256L50 255V253L49 252H38L35 256H33L32 254V256L31 257H28V254H27V250H28V244L27 243H25V242H23V240L21 241V240H19L18 238H19V234L18 233H15V234H7V233H5V232H2ZM21 231V230H20ZM36 231V230H35ZM129 231H130V229H129ZM134 231V230H133ZM140 231V230H139ZM202 231H204V230H202ZM210 231V230H209ZM15 232V231H14ZM27 232V231H26ZM88 232H90V231H88ZM87 232V233H88ZM106 232V231H105ZM131 232V231H130ZM141 232V231H140ZM206 232V231H205ZM222 232H223V230H222ZM221 232V233H222ZM230 233V232H229ZM229 233H226V232H223L222 233V236H223V240H222V243L221 244H219L220 245V248H221V254H223L225 251H227V249H229V248H227V246H228V243L230 242V234ZM232 233V232H231ZM112 234V233H111ZM133 234V233H132ZM30 235V234H29ZM84 234H82V236H83ZM106 235H108V234H106ZM110 235V234H109ZM125 235V234H124ZM28 236V235H27ZM52 236V235H51ZM76 236V237H75ZM218 236V235H217ZM252 236V235H251ZM54 237V236H53ZM220 237V236H219ZM49 238H50V236H49ZM49 238H47V239H49ZM40 239H42V237L40 238ZM46 238H45V240H47ZM75 239V240H74ZM104 239V238H103ZM222 239V238H221ZM27 240V239H26ZM61 240V239H60ZM74 240V241H73ZM100 240V239H99ZM112 240V239H111ZM215 241V239H212V241ZM218 240V239H217ZM220 240V239H219ZM252 240V239H251ZM62 241V240H61ZM101 241V240H100ZM109 241V240H108ZM246 241H248V240H246ZM246 241H239L237 244V249H236V251H235V254L233 255L234 256V258H233V260H236V261H239L240 259H242V256L244 255V254H246L247 252L249 253L250 252V254L251 255H253V256H256L255 258V260H254V264H264V245L263 246H260V245H257L256 244V246H253V245H251L252 243H249V242H246ZM97 242V241H96ZM104 242V241H103ZM112 242V241H111ZM118 242H120V241H118ZM207 242V241H206ZM221 242V241H220ZM38 243V242H37ZM98 243V242H97ZM100 243V242H99ZM117 243V242H116ZM205 243V242H204ZM96 244V243H95ZM118 244V243H117ZM229 244H231V242L229 243ZM40 245V244H39ZM108 245H109V243H108ZM115 245V244H114ZM219 245L217 246V247H219ZM233 245V244H232ZM231 245V246H232ZM31 246V245H30ZM36 246L37 245H35V248H36ZM59 246V245H58ZM32 247V246H31ZM41 247V246H40ZM79 247V246H78ZM112 247V246H111ZM114 249H115V247H113ZM61 249V248H60ZM215 249V245H214V242L212 243H209V244H206V247H205V251H204V254H208L209 253V250H214ZM35 250V249H34ZM203 250V249H202ZM230 250V249H229ZM52 251V250H51ZM200 251V250H199ZM219 252V251H218ZM228 252V251H227ZM230 252V251H229ZM31 253V252H30ZM52 253V252H51ZM65 253V252H64ZM64 253H62V254H64ZM212 253V252H211ZM220 253V252H219ZM53 254V253H52ZM79 254V253H78ZM77 254V255H78ZM89 254V253H88ZM197 254V253H196ZM202 254V253H201ZM233 254V253H232ZM232 254H230V257L232 256ZM30 255V254H29ZM60 255V254H59ZM58 255V256H59ZM66 255V254H65ZM76 255V256H77ZM104 255V254H103ZM114 255H116L115 253H114ZM203 255V254H202ZM224 255V254H223ZM249 255V254H248ZM110 256V255H109ZM65 257V256H64ZM80 257V256H79ZM83 257V256H82ZM81 257V258H82ZM89 257V256H88ZM193 257V256H192ZM209 257V256H208ZM250 257V256H249ZM51 258V257H50ZM74 259V257H73V255H71V257H70V260H69V263L68 264H71L72 263V261H73V259ZM94 257L92 256V259H93ZM181 258V257H180ZM248 258V257H247ZM52 259V258H51ZM66 259V258H65ZM89 259H90V257H89ZM100 259V258H99ZM112 259V258H111ZM114 259V258H113ZM209 259V258H208ZM207 259V260H208ZM75 260H77V259H75ZM79 260V259H78ZM106 260H108V259H106ZM199 260V259H198ZM223 260V259H222ZM51 261V260H50ZM50 261H48V262H50ZM54 261H56L55 259H54ZM61 261H62V259H61ZM80 261V260H79ZM81 261H82V259H81ZM83 261H84V259H83ZM90 261V260H89ZM95 261V260H94ZM102 261V260H101ZM168 261V260H167ZM172 261V260H171ZM184 261V260H183ZM191 261V260H190ZM249 261V260H248ZM76 262V261H75ZM98 262V261H97ZM97 262H95V263H97ZM107 262V261H106ZM177 264H178V262H179V258L177 259ZM185 262V261H184ZM187 262H188V260H187ZM192 262V261H191ZM253 262V261H252ZM108 263V262H107ZM182 263V262H181ZM235 263V262H234ZM52 264V263H51ZM55 264V263H54ZM58 264V263H57ZM75 264V263H74ZM79 264H81V263H79ZM91 264V263H90ZM99 264V263H98ZM104 264V263H103ZM106 264V263H105ZM155 264V263H154ZM158 264V263H157ZM169 264V263H168ZM172 264V263H171ZM201 264H202V262H201Z\"/></svg>", "mask_w": 264, "mask_h": 264}]
</instances>
